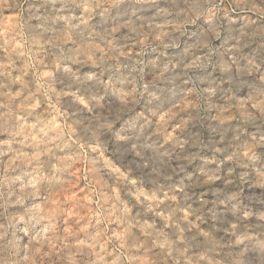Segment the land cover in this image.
Wrapping results in <instances>:
<instances>
[{
    "label": "rangeland",
    "instance_id": "rangeland-1",
    "mask_svg": "<svg viewBox=\"0 0 264 264\" xmlns=\"http://www.w3.org/2000/svg\"><path fill=\"white\" fill-rule=\"evenodd\" d=\"M93 3L101 6L93 7ZM113 4L114 0H73L69 5L66 0H59L54 5L55 8L65 7L64 15L76 17L77 23L80 19L87 22L82 33L89 36L84 41L85 62L78 65L82 74L98 75L105 84L110 81L112 85L105 87L84 81L78 91L77 86H67L70 80L62 68L49 63L52 54L60 49L47 44V39L53 38L55 33L56 42L62 41L61 48L65 51L79 50L80 39L71 35L64 24L49 25L43 47L37 50L38 46L32 45L28 50L25 41L35 34L30 29H35L38 23L29 17L36 15L37 9L41 12L51 10L50 5L44 0H0V213L18 216L24 208L40 205L51 217L50 224L45 220L32 230V235L39 233V239L46 241L41 246L40 264L51 262L53 255L58 257L61 249L69 250L65 252L68 257H73V253L79 256L88 250L93 259L97 253L102 257L97 264H118L121 250L127 246L129 226L131 231L141 235L143 225L167 227L170 216L167 213L162 218L158 212L140 213L138 209H130V218L124 223L122 211H115L118 196L123 200L125 193H131L133 201L140 199L135 182L140 180L141 174L126 172L114 155L130 146L125 138L143 135L158 141L160 150L166 152L165 146H173L176 140L183 139L181 124L183 119L194 114L190 105L195 103L202 106L205 127L231 121L230 114L222 111L226 107L228 81L213 63L208 62L209 51L214 53L215 60L230 59L224 53V48L230 46L227 34L205 49L192 37L201 29L210 30L203 19L195 25H183L175 21L165 22L164 17L155 16L156 11L166 7V0H148L137 6L134 15L128 4ZM106 7L108 11H105ZM229 14L237 17L236 12ZM150 17L153 19L149 20ZM102 20L110 29L126 26L111 36L105 35L103 40L90 36L91 32L103 34ZM5 34L15 36L12 43L14 53L5 47ZM70 35L71 39H68ZM109 40L111 45L106 46ZM256 50L253 44L244 48V54L251 55ZM162 53L163 58L158 59ZM103 57L114 65L106 71L97 62ZM77 59L81 57L77 56ZM138 61H144V64L140 65ZM149 61H157V64L153 67ZM180 64L183 67H179ZM188 65L194 66L189 68ZM69 66L74 70L77 67ZM141 66L143 74L139 71ZM241 66L237 64L236 67ZM161 74L165 79L160 81V86L176 95L164 106H148L145 98L138 95V90ZM172 77L178 79L171 80ZM209 79L216 80L215 96L200 91L207 85L194 88L188 83ZM232 91L242 99L240 89ZM119 93L129 101V110L114 124L111 132L96 143L89 141L85 130L94 117L98 123H112L110 117L101 118L120 107L116 100ZM203 106H209L210 110ZM231 124L234 125L235 121ZM253 131L254 128L249 129V132ZM104 142H107L106 149L102 146ZM195 168L193 165L192 172ZM184 175L186 173L173 178V186L177 189ZM227 179L225 168L223 179L216 182L217 186L223 189ZM143 190L144 198H150L149 187L145 186ZM223 191L235 192L236 189L232 187ZM156 195L160 200L166 195L172 196L180 209L176 216L181 219L188 216L187 223H197L188 215L187 205L191 200L183 193H169L165 186ZM193 198L215 201L222 199V193L212 188L201 197L200 190H196ZM19 199H24L23 205L15 203ZM47 227H50L49 232L44 231ZM105 249L109 253L107 256L104 255ZM142 259L151 264V257L143 256ZM67 264H75V258L69 259Z\"/></svg>",
    "mask_w": 264,
    "mask_h": 264
},
{
    "label": "clouds",
    "instance_id": "clouds-1",
    "mask_svg": "<svg viewBox=\"0 0 264 264\" xmlns=\"http://www.w3.org/2000/svg\"><path fill=\"white\" fill-rule=\"evenodd\" d=\"M57 2L59 0H44L51 10L41 12L37 9V14L29 17L38 23L35 29H30L35 34L25 41L26 49L30 50L32 45H37L39 50L43 47L48 26L64 24L71 35L80 39L81 48L65 51L61 48L63 42L57 43L53 33V38L47 39V44L60 51L52 54L53 58L49 59V63L55 64L58 69L62 68L70 80L67 86H77L78 91L84 81L111 87L110 81L105 84L98 75L82 74L78 65L85 62L84 41L89 36L82 33L87 22L80 19L77 23L76 17L64 15L66 8H55ZM72 2L73 0H66L69 5ZM146 2L148 0H114L112 6L126 3L134 15L137 6ZM92 6L101 5L93 3ZM105 11H108L107 7ZM230 12H236L237 17L233 18ZM155 16L164 17L165 22L175 21L183 25H195L203 19L210 30L201 29L198 33H193L192 37L205 49L213 42L221 41L226 34L230 37V46L224 48L225 55L230 59L215 60L214 53L209 51L208 62L213 63L223 79L228 81L226 107L222 111L230 114L231 121H235V124L221 121L215 127H205L206 121L201 115L202 106L195 103L190 105L194 114L183 119L181 124L180 134L183 139L176 140L173 146H165L166 152L160 150L158 141L143 135L125 138L130 146L114 155L126 172L141 174L140 180L135 182L140 199L133 201L131 193H125L123 200L118 196L115 211H122L121 219L124 223L130 218V209H138L140 213L158 212L162 214V218L165 213L170 216L167 227L143 225V235L131 231L129 226L127 246L121 250L118 264H149L142 259L143 256L151 257V264H264V0H166V7L156 11ZM151 19L153 18L150 17L149 20ZM125 26L110 29L106 27V21L102 20L100 27L103 34L91 32L89 35L103 40L105 35L111 36ZM71 35L67 38L71 39ZM5 36V47L14 53L12 43L15 36ZM253 44L257 50L251 55H245L244 48L252 47ZM110 45L111 41H106V46ZM77 56L81 59H77ZM162 58L163 53L158 59ZM61 61L65 63L61 64ZM97 62L104 71L114 66L107 57L99 58ZM137 63L143 65L144 61ZM148 63L155 67L157 61ZM237 64L243 66L237 68ZM69 65L77 67L74 70ZM178 66L183 67L182 64ZM193 66L188 65L189 68ZM139 71L143 74L144 68L141 66ZM162 79H165L163 74L154 77L138 90V95L145 98L148 106H164L176 95L170 89L160 86ZM175 79L178 77L171 78ZM188 83H192L194 88L207 85L200 88V91L210 96L216 94L215 79ZM234 88L240 89L242 99L236 97L232 91ZM71 95L75 96V93ZM99 99L103 100L104 97ZM116 100L120 107L110 110L101 118L106 120L110 117L111 124L98 123L95 117L90 122L85 130L89 141L96 143L111 132L114 124L129 110V101L123 93L116 94ZM80 102L83 103V100ZM250 128L255 131L249 132ZM102 146L106 149L107 142ZM193 165H196L195 172H192ZM225 168L228 179L224 181L223 189L234 187L235 192H224L217 186L216 182L223 179ZM185 173L177 189L173 186V178ZM145 186L149 187L150 198H144ZM165 186L169 193H183L191 200L187 205V212L195 218L196 224L187 223L188 216L182 219L176 216L180 209L172 196L166 195L163 200L157 198L156 193ZM212 188L222 193V199L209 201L193 198L196 190H200L201 197H204ZM245 189L248 190L247 194ZM15 203L23 205L24 199L16 200ZM45 220L51 223V217L40 205L26 207L18 216L0 213V264H40L43 256L41 246L46 241L39 239V233L32 235V230ZM21 224L23 227H18ZM44 231L49 232L50 227L44 228ZM66 251L69 250L61 249L58 257L53 255L52 261H45L44 264H67L73 257L75 264H97L102 259L98 253L93 259L88 250H84L79 256L73 253V257L66 256ZM104 255H109L106 249Z\"/></svg>",
    "mask_w": 264,
    "mask_h": 264
}]
</instances>
